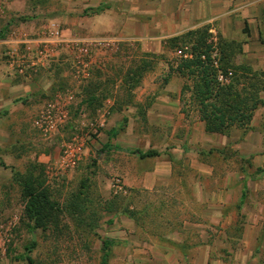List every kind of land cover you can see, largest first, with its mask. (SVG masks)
Masks as SVG:
<instances>
[{"label":"rangeland","instance_id":"1","mask_svg":"<svg viewBox=\"0 0 264 264\" xmlns=\"http://www.w3.org/2000/svg\"><path fill=\"white\" fill-rule=\"evenodd\" d=\"M0 1L1 31L20 39L5 54L12 79L30 86L0 104V264H101L103 239L112 242L107 264H264V92H254L264 86L261 36L248 41L245 55L240 33L227 37L221 24L211 33L202 25L194 37L166 41L170 50L153 60L150 54L138 60L137 41L113 37L122 33L117 20L126 11L147 15V8L100 13L85 0ZM255 5L263 23L264 8ZM53 30L59 43L51 40ZM195 36L213 66L222 57L218 81L241 76L248 106L263 102L243 130H252V139L243 145L237 136L230 143L238 147L219 153L203 149L200 160L210 168L180 167L177 182L136 187L141 172L185 136V129H174L175 119H149L154 98L175 95L184 122L195 116L191 93L182 90L194 77L179 72L195 54ZM181 49L193 55L176 54ZM137 150L158 155L140 158ZM199 175L196 200L187 182ZM225 179L235 181L232 192L218 191ZM29 180L56 203L42 227L25 215Z\"/></svg>","mask_w":264,"mask_h":264},{"label":"crops","instance_id":"2","mask_svg":"<svg viewBox=\"0 0 264 264\" xmlns=\"http://www.w3.org/2000/svg\"><path fill=\"white\" fill-rule=\"evenodd\" d=\"M255 2H259L262 5L261 7L264 8V0H85V5L96 6L97 9L100 7V13L104 9L117 7L126 11L128 6L130 8L134 6L150 10L151 12H147V15H140V13L132 10L126 11L124 20H117L119 23L124 24L121 30H125V33L121 31L120 35L112 37L122 41L127 40L132 44L137 41L141 54H135L133 57L138 58V60L146 59L148 58L147 54H150V59L153 60L154 55L160 56L170 50V48L165 46L166 41L169 42V40L176 37L182 38L183 35L196 30L202 25L211 33L214 31L215 25L221 24L223 33L227 37L235 35L233 38H236L238 37L237 34L240 33L242 35L241 40L244 42L243 48L248 45V41L252 40L254 36L256 40L264 39V22L262 23L259 19L261 8L259 11H255ZM3 17L4 12L0 13V19ZM128 24L130 25L129 27L126 26ZM141 25H145L143 31H140ZM5 34V31L0 29V104L11 103L12 99L19 95L23 88L28 91L30 87L24 86V82H14L12 79L11 75L14 71V65L8 61L5 54L11 53L8 50L12 49L15 42L20 39L19 37L12 38L10 34ZM24 39L27 40L26 38H21V40ZM184 51L181 49L178 52L187 58L193 55L191 51L185 52V54ZM244 54H248L245 48ZM261 67L264 69V64ZM179 103V97L166 94L155 97L151 107H149L147 114L149 119H163L171 122L175 119L176 125L174 129L176 130L178 127L182 131L185 129V133H180L181 135L185 134V136L182 139H175L178 142H173L172 148L162 153L164 154V159L162 158L161 162L156 161L149 169L141 172L139 180L134 184L136 187H144L149 190L155 188L157 190L159 181L163 179L177 182V178L180 176L178 175L181 170L180 167L186 169L187 167L198 168L199 170H202L203 166L210 168L204 161L200 160L201 152H205L203 149H206L208 153H219L222 148H228L230 145L234 148L235 146L238 147V145L230 143L237 136V140L243 138L240 140L243 145L252 139V130L245 134L243 129L237 127L230 129L227 134L207 131L204 122L199 120L197 111L194 108L192 112L195 116H192L193 119L190 123H185V113L182 112ZM174 132L171 133V136L176 135H174ZM240 136L241 138H239ZM175 168L178 170L175 171ZM200 177L201 175L193 177L190 182H187L191 187V189H187V192L192 196V199L199 200L196 194L198 189L203 188V179ZM233 182L235 181H227L225 179L221 188L217 187L218 191H225L223 193L232 192ZM181 186L186 188L184 183ZM214 193H206V199H213ZM254 262L262 264L259 261Z\"/></svg>","mask_w":264,"mask_h":264},{"label":"trees","instance_id":"3","mask_svg":"<svg viewBox=\"0 0 264 264\" xmlns=\"http://www.w3.org/2000/svg\"><path fill=\"white\" fill-rule=\"evenodd\" d=\"M192 33L194 32L191 31L185 34V36L194 37ZM176 38L181 41L183 40V37ZM194 44H196L194 48L196 51L193 58L183 61L179 67L180 74L188 76V72H190L194 77V82L190 87L183 85L182 88V90L187 89L191 93L192 101L190 105L197 111L199 120L204 122L205 129L209 132L227 134L232 127L246 131L251 122L253 111L257 108L258 104H262L263 102L261 99H257L248 106V100L243 99L247 95L245 91L248 87L246 81L240 75L241 78L235 77V80L231 78L228 83L218 81V70L224 67L222 65V57L218 59L219 65L215 67L212 65L213 59L210 58V55H207L202 46H198L200 45L198 37H196ZM202 55H204L205 59H201ZM262 76L261 74L260 78ZM239 84L243 92L236 94L234 90H237L236 86ZM262 91H264V86L261 83L254 88V92L257 94ZM136 153L139 154L140 158L158 155V152L153 150L146 152L137 150ZM245 188L246 182H244L241 192V200L246 195ZM23 191L26 197V217L29 220H33L36 226L42 227L46 222L49 211L56 210V203L49 200L43 189H36L31 180L24 183ZM111 245L112 242L110 240H102L101 264H107L111 252ZM26 259L28 262H32L29 256Z\"/></svg>","mask_w":264,"mask_h":264},{"label":"built area","instance_id":"4","mask_svg":"<svg viewBox=\"0 0 264 264\" xmlns=\"http://www.w3.org/2000/svg\"><path fill=\"white\" fill-rule=\"evenodd\" d=\"M1 11H2V3L0 1V13H1ZM50 35H52V37H51V40L52 41H55V42L59 43V41L61 40L60 37H59V33H58L57 30L51 31V34ZM178 54H180V52H178Z\"/></svg>","mask_w":264,"mask_h":264}]
</instances>
